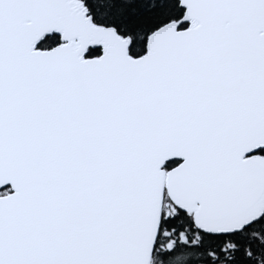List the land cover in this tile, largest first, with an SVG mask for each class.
<instances>
[{
    "label": "snow or ice",
    "instance_id": "snow-or-ice-1",
    "mask_svg": "<svg viewBox=\"0 0 264 264\" xmlns=\"http://www.w3.org/2000/svg\"><path fill=\"white\" fill-rule=\"evenodd\" d=\"M0 264H264V0H0Z\"/></svg>",
    "mask_w": 264,
    "mask_h": 264
}]
</instances>
